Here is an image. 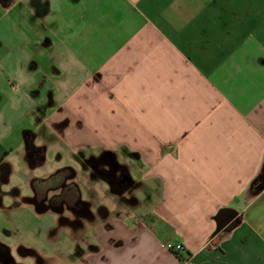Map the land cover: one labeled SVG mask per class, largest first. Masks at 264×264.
Returning a JSON list of instances; mask_svg holds the SVG:
<instances>
[{
    "label": "crops",
    "instance_id": "0c3cea01",
    "mask_svg": "<svg viewBox=\"0 0 264 264\" xmlns=\"http://www.w3.org/2000/svg\"><path fill=\"white\" fill-rule=\"evenodd\" d=\"M64 170L61 212L32 187ZM24 208L60 264H264V0H0L12 257Z\"/></svg>",
    "mask_w": 264,
    "mask_h": 264
},
{
    "label": "rangeland",
    "instance_id": "374dc122",
    "mask_svg": "<svg viewBox=\"0 0 264 264\" xmlns=\"http://www.w3.org/2000/svg\"><path fill=\"white\" fill-rule=\"evenodd\" d=\"M91 159H93L91 162L92 164L95 162L94 160H98L99 157L93 155ZM103 166H105L104 168L106 169L105 174H108L107 177L110 178L111 170L109 169V167L111 168V164L107 163ZM46 167H47L46 168L47 169L46 172H47L50 170V165L47 164ZM95 172L96 171H94V169L92 171H87L91 179H95L94 178L95 175L97 176L96 178H102V176H104L103 172H98V171L97 173ZM73 174L74 172H71L69 170L56 172L53 175V179L49 181L48 187H46V185L43 186L41 184V181H39V183L35 181L36 184H34L35 186L32 187V189L34 190L33 192V194L35 195L34 197L39 199L43 198V200H46V202L50 200L51 202L49 203V206L55 207L61 212L68 211L70 210V208L72 209L73 204L71 205L70 203H67V201L65 200L68 199V196L65 195V197H63V194H65L64 192L69 188H70L69 191H71L70 194L72 195L76 194L75 187H68V186H64L63 184H65V181L69 177H72ZM35 187L37 188V190H35ZM42 191H44V193H42ZM62 198H64V200ZM98 199L104 201L106 205L109 204L111 205L110 203L111 201L109 200V198L106 197L101 192H98ZM21 212H22L21 215L22 217L20 219V226L17 230H15V232L14 229L11 228L12 225H10L11 224L10 213L6 212V214L5 213L3 214V219L5 220L8 231L5 241H7L10 246L14 245V248L18 247V245H16V243L18 242L24 244V246H21L22 250L14 249L15 251L14 253L11 251L12 255H14L13 257L11 256L13 260L12 264H57V263L60 264L66 261L67 257L63 253H66L67 250H63V248L62 250L59 249L57 244H52V245L49 244L50 241L47 238V234L45 235L44 233H42V224H40L39 218L37 216L36 217L30 216V210H26L25 208L21 210ZM13 220L18 221L17 219H15V217ZM9 233L11 235H9ZM63 233L64 231H60L59 240L64 238ZM49 234H51V231L49 232ZM49 237L52 238L51 235ZM38 247H42V248L44 247L43 248L44 250H42L41 248L38 249ZM83 248L84 246L78 243L76 252L79 249L82 250ZM37 250L43 251V253L42 252L36 253L35 251ZM44 253L49 254V256H53V257L48 259L45 257L46 254Z\"/></svg>",
    "mask_w": 264,
    "mask_h": 264
},
{
    "label": "water",
    "instance_id": "95a60500",
    "mask_svg": "<svg viewBox=\"0 0 264 264\" xmlns=\"http://www.w3.org/2000/svg\"><path fill=\"white\" fill-rule=\"evenodd\" d=\"M234 215L235 212L230 209L221 210L216 217L218 229H221L227 222H229L234 217Z\"/></svg>",
    "mask_w": 264,
    "mask_h": 264
},
{
    "label": "flooded vegetation",
    "instance_id": "af4514ba",
    "mask_svg": "<svg viewBox=\"0 0 264 264\" xmlns=\"http://www.w3.org/2000/svg\"><path fill=\"white\" fill-rule=\"evenodd\" d=\"M64 200V199H63ZM0 259L4 264H12L13 260L7 250L0 251Z\"/></svg>",
    "mask_w": 264,
    "mask_h": 264
},
{
    "label": "trees",
    "instance_id": "16d2710c",
    "mask_svg": "<svg viewBox=\"0 0 264 264\" xmlns=\"http://www.w3.org/2000/svg\"><path fill=\"white\" fill-rule=\"evenodd\" d=\"M174 254V256L180 261V262H184L186 261L189 256H190V252H187L185 250L179 251V252H172Z\"/></svg>",
    "mask_w": 264,
    "mask_h": 264
},
{
    "label": "built area",
    "instance_id": "2783aa9c",
    "mask_svg": "<svg viewBox=\"0 0 264 264\" xmlns=\"http://www.w3.org/2000/svg\"><path fill=\"white\" fill-rule=\"evenodd\" d=\"M166 248L170 251V252H179L183 250V246L182 244H167Z\"/></svg>",
    "mask_w": 264,
    "mask_h": 264
}]
</instances>
